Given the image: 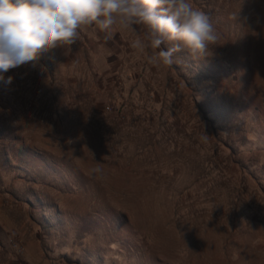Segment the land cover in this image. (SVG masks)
<instances>
[{
  "label": "rangeland",
  "instance_id": "374dc122",
  "mask_svg": "<svg viewBox=\"0 0 264 264\" xmlns=\"http://www.w3.org/2000/svg\"><path fill=\"white\" fill-rule=\"evenodd\" d=\"M194 4L202 59L92 25L4 74L0 264H264V0Z\"/></svg>",
  "mask_w": 264,
  "mask_h": 264
},
{
  "label": "clouds",
  "instance_id": "9594fccd",
  "mask_svg": "<svg viewBox=\"0 0 264 264\" xmlns=\"http://www.w3.org/2000/svg\"><path fill=\"white\" fill-rule=\"evenodd\" d=\"M231 18L240 19L239 13ZM92 25L106 38L117 30L131 33L130 46L152 49L147 60L157 67L173 65L182 50L193 59L207 57L222 39L194 0H0V81L11 84L13 77L4 75L9 70L35 68L42 52L71 46L81 27ZM88 175L103 178V169L97 165Z\"/></svg>",
  "mask_w": 264,
  "mask_h": 264
}]
</instances>
